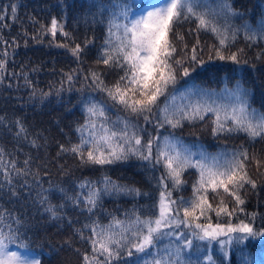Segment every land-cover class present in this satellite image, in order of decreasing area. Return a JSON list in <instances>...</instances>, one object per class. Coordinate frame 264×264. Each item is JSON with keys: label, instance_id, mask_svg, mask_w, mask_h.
I'll list each match as a JSON object with an SVG mask.
<instances>
[{"label": "snow or ice", "instance_id": "obj_1", "mask_svg": "<svg viewBox=\"0 0 264 264\" xmlns=\"http://www.w3.org/2000/svg\"><path fill=\"white\" fill-rule=\"evenodd\" d=\"M101 9L108 11L109 18L104 44L96 62L108 69H118L122 75L111 85L105 82L102 72L91 70L85 76L89 86L105 93L112 104L83 98L80 103L84 104L87 115L85 122L76 128L78 142L61 144L57 156L71 154L82 167H103L135 158L153 169L162 167L163 171L157 179L159 198L148 211L133 208L131 212L124 213L123 219L108 213L110 219L107 224L99 219H91L103 195L149 194L131 185L121 184L107 173L96 180H81L77 185L80 191L74 192L72 196L62 187L58 188L74 207L90 214L89 222L77 230L87 246L81 253V264H114L125 251L129 257L133 256V249L135 254H142L137 255L135 264H141V259L143 264H198L199 257L193 261L190 258L185 260L182 255L183 250L190 248L195 239L215 241L220 245L222 257L213 260L208 256V264H232L228 249L233 244L243 245L253 240L264 243V226L259 229L254 226L255 213H246V219L234 223L232 217L237 208H230L223 197L214 207L209 199V191L220 196L222 190L243 211L239 207L245 203L241 191L246 185L252 189L257 187L256 181L249 174V161H254L257 173L264 175L261 172L264 160L255 155L250 156L246 149L216 155H209L203 150L192 152L173 134L162 136L159 129L165 125L175 129L185 120H204L206 114L212 113L215 116L212 121L213 135L237 132L244 133L252 141L264 140V111L252 107L249 89L240 81L232 88L226 84L220 93L193 87L192 95L202 100L207 98L211 103L184 104L187 97L181 94V103L177 105L176 66H181L183 76L187 77L189 67H183L185 60L189 61L190 66L192 63L203 64L204 61L199 56L202 51L199 39L192 46L190 56L185 45L183 55L177 58L178 50L172 38L178 24L195 22L197 33L201 30L211 32L218 41L209 50V60L215 58L235 64L247 63L241 60L243 49L234 52L229 50L241 31L250 45L264 40V16L255 28L247 20L239 26H233L230 23L233 17H243L235 11L230 0H216L215 5L209 4L207 0H152L136 11L126 0H114L107 6L102 5ZM11 11L16 13L17 7L13 5ZM3 19L5 17L0 16V20ZM221 19L223 24L219 22ZM45 31L53 37L57 32L66 38L70 37V33L64 31L63 23L55 17L50 26L45 27ZM175 37L183 40L179 33ZM4 43L7 44V41ZM56 46L68 48L77 61L84 52L78 43L74 47L66 43ZM4 56H7V51ZM5 66L6 61L0 59V73ZM65 79L71 90L74 74H65ZM47 95L42 94L44 97ZM217 99H226L228 103L219 104ZM111 108H116L118 113L123 112L124 115H117L112 120L109 115ZM141 117L145 124L156 121V136L150 133L145 135L146 129L139 125ZM15 123L18 128L16 135L23 133L26 137L27 130L22 122L17 120ZM32 144L39 147L35 140ZM30 163V159H25V168L18 167L15 160L6 161L3 149H0V186H11L14 176L32 175L39 183V173H31L27 169ZM190 168L198 173V179L192 186V197L172 199L173 191L169 190V181L172 190H182V176ZM15 194L12 191V195ZM39 203L49 204L45 211L53 218L57 217L59 208L63 207L51 205L48 196L42 194ZM213 211L217 217L215 223L206 215ZM221 216L227 217V220L220 222ZM205 220L207 222H203ZM22 227L23 222L19 216L0 211V264H40L34 251L24 243L26 237L21 231ZM181 227L188 231H178ZM166 238L168 244L161 247ZM125 264L132 262L125 261Z\"/></svg>", "mask_w": 264, "mask_h": 264}, {"label": "trees", "instance_id": "obj_2", "mask_svg": "<svg viewBox=\"0 0 264 264\" xmlns=\"http://www.w3.org/2000/svg\"><path fill=\"white\" fill-rule=\"evenodd\" d=\"M113 2L114 0H0V16L5 17L0 20V59L6 61L5 69L0 73V117L3 118L0 119V149L4 151V159L15 160L18 167L25 168V159H30L27 169L31 173H39V183L32 175L14 176L11 186H0V211H8L20 217L23 222L21 231L26 237L24 243L34 251L40 264H81V253L87 247L77 230L89 222L90 214L74 207L58 188L62 187L72 196L74 192L80 191L77 185L81 180H96L107 173L113 180L149 194L103 195L91 219H99L105 224L110 219L108 213L123 219L124 213L131 212L133 208L148 211L159 198L157 179L163 171L162 167L153 169L135 158L103 167H82L79 160L71 154L57 156L61 144L78 142L76 128L85 122L87 115L84 104L80 103L83 98L112 104L105 93L89 86L85 76L91 70L102 72L105 82L111 85L122 75L118 69H108L96 62L104 44L109 18L108 11H103L101 6ZM151 2L152 0H126L133 11ZM207 2L216 4V0ZM230 3L243 17H233L230 21L233 26H239L247 20L255 28L264 16V0H230ZM13 5L17 7L16 13L11 11ZM53 17L63 23L64 31L70 33L69 38L59 32L53 37L45 31ZM219 22L224 23L223 19ZM195 29V22H182L175 27L172 37L178 50L177 58L183 55L185 45L190 56L192 46L199 39V48L202 50L199 56L204 61L203 64L192 63L190 66L189 61L185 60L183 67H189L187 77L183 76L182 67L176 66L177 105L181 103V94L187 97L184 104L211 103L207 98L202 100L192 95L190 89L193 87L220 93L226 84L232 88L240 81L249 89L252 107L264 111V55H261L264 52V40L250 45L241 31L229 51L243 49L241 60L247 63L235 64L215 58L209 60V50L218 41L211 32L201 30L197 33ZM176 33L183 36L182 41L176 39ZM60 43L69 44L70 47L80 44L84 48L80 60L77 61L68 48L56 46ZM86 44L87 47H84ZM67 73L74 74L71 90L65 79ZM43 93L48 95L44 97ZM216 102L227 104L228 100L217 99ZM109 115L115 120L117 115L122 116L124 113L111 108ZM214 119V114L208 113L204 120L189 119L183 121L180 127L173 129L165 125L159 131L164 135L173 134L192 152L203 150L209 155H216L246 149L250 156L255 155L264 160V140L252 141L244 133L237 132L213 135ZM17 120L27 130L26 137L23 133L16 135ZM139 125L149 129L152 136L157 133L155 120L151 124H145L141 117ZM147 134L149 133L145 132ZM33 140L39 147L33 146ZM256 169V163L249 161V174L256 181L257 187L252 189L250 185H246L241 191L245 203L239 207L243 211L222 190L220 196L209 191V199L215 207L223 197L230 208H237L232 217L234 223L246 219V213H255L253 224L259 229L264 226V175L258 174ZM261 172H264V168H261ZM182 179V190H172L169 181V190L173 191L172 199L191 198L192 186L198 179V173L195 169H187ZM10 188L15 191V195H12ZM41 194L48 196L51 205H63L56 218L45 211L48 203H39ZM206 215L211 217L213 223L217 222L214 211ZM219 220L225 222L227 217L221 216ZM242 246L236 247V251ZM133 253L129 257L125 251L114 264H125V261L135 264L137 255L142 254H135L134 249ZM182 255L185 260L190 258L197 261L198 256L188 254L185 250ZM257 255L264 256V243L260 241L258 244L248 242L246 251L229 254L232 264H264V258H257ZM212 256L214 260L220 258L214 254ZM249 256L253 259L252 263ZM202 263L199 257L198 264Z\"/></svg>", "mask_w": 264, "mask_h": 264}, {"label": "rangeland", "instance_id": "obj_3", "mask_svg": "<svg viewBox=\"0 0 264 264\" xmlns=\"http://www.w3.org/2000/svg\"><path fill=\"white\" fill-rule=\"evenodd\" d=\"M145 6H142L140 8H144ZM190 91H191V89H190ZM146 132L147 133H150L151 131L149 129H146ZM159 133L162 134L161 131H159ZM156 135H157V133H155L154 136H156ZM162 136H166V135L162 134ZM238 222H235V223H238ZM178 231H180V232H187L188 230L187 229H184L183 227H181ZM172 239H173V242H175V237H173ZM250 242H253V243L258 244L259 240H253V241H250ZM166 244H168V239L167 238L162 242L161 245L164 246ZM247 244H248V242H245V244H243V246L240 247L237 251H236V247L241 246V245H235V244H233L228 249L229 254L230 253H241L243 251H246ZM184 250L188 254H191V255H195V256L200 257L201 260H202V262H203L202 264H208V261H207V257L208 256H211L212 259L214 260L212 254L217 255L219 257H222V252L220 251V245L217 244L215 241L209 242V241H201L199 239H195V240H193L192 246L190 248H185ZM254 255H256V254H254ZM257 256H258L257 258H259V257H263L264 258L263 255H260V256L257 255ZM249 258H250V263H252V261H253L252 257L249 256Z\"/></svg>", "mask_w": 264, "mask_h": 264}]
</instances>
